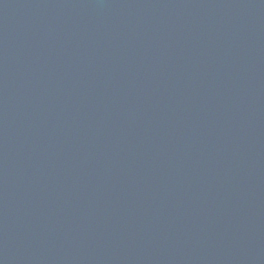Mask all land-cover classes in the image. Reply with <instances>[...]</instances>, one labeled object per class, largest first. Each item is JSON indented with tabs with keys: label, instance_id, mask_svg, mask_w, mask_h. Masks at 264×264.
<instances>
[{
	"label": "water",
	"instance_id": "water-1",
	"mask_svg": "<svg viewBox=\"0 0 264 264\" xmlns=\"http://www.w3.org/2000/svg\"><path fill=\"white\" fill-rule=\"evenodd\" d=\"M0 264H264V0H0Z\"/></svg>",
	"mask_w": 264,
	"mask_h": 264
}]
</instances>
